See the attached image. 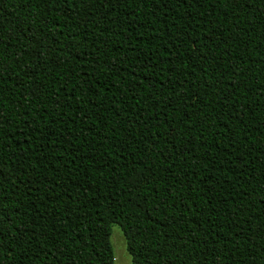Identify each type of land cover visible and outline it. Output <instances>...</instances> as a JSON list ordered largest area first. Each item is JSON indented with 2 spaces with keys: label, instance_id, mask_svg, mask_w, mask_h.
<instances>
[{
  "label": "trees",
  "instance_id": "16d2710c",
  "mask_svg": "<svg viewBox=\"0 0 264 264\" xmlns=\"http://www.w3.org/2000/svg\"><path fill=\"white\" fill-rule=\"evenodd\" d=\"M264 264V0H0V264Z\"/></svg>",
  "mask_w": 264,
  "mask_h": 264
},
{
  "label": "rangeland",
  "instance_id": "374dc122",
  "mask_svg": "<svg viewBox=\"0 0 264 264\" xmlns=\"http://www.w3.org/2000/svg\"><path fill=\"white\" fill-rule=\"evenodd\" d=\"M111 231L110 242L114 253V264H131L126 241L120 227L113 225Z\"/></svg>",
  "mask_w": 264,
  "mask_h": 264
}]
</instances>
